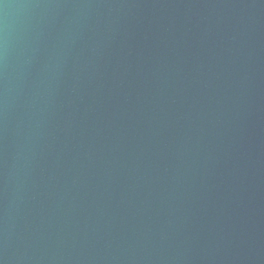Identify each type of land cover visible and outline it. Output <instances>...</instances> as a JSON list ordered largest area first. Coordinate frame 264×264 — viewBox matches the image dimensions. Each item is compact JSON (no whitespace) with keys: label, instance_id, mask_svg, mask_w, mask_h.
I'll return each mask as SVG.
<instances>
[{"label":"water","instance_id":"95a60500","mask_svg":"<svg viewBox=\"0 0 264 264\" xmlns=\"http://www.w3.org/2000/svg\"><path fill=\"white\" fill-rule=\"evenodd\" d=\"M0 264H264V0H0Z\"/></svg>","mask_w":264,"mask_h":264}]
</instances>
